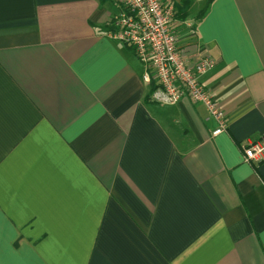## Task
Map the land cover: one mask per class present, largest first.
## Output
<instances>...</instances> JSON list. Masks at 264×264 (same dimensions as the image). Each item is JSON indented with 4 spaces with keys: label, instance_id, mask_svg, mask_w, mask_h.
<instances>
[{
    "label": "crops",
    "instance_id": "0c3cea01",
    "mask_svg": "<svg viewBox=\"0 0 264 264\" xmlns=\"http://www.w3.org/2000/svg\"><path fill=\"white\" fill-rule=\"evenodd\" d=\"M173 3L222 133L149 101L121 0H0V264H264V0Z\"/></svg>",
    "mask_w": 264,
    "mask_h": 264
},
{
    "label": "built area",
    "instance_id": "2783aa9c",
    "mask_svg": "<svg viewBox=\"0 0 264 264\" xmlns=\"http://www.w3.org/2000/svg\"><path fill=\"white\" fill-rule=\"evenodd\" d=\"M174 1L121 0L124 13L113 21L108 36L131 47L144 67L143 81L157 84L149 95L150 102L171 106L186 97L192 104L202 105L216 123L211 135L222 133L223 113L199 81L214 62L204 51L188 62L183 59L171 31ZM240 149L244 162H260L264 160V137Z\"/></svg>",
    "mask_w": 264,
    "mask_h": 264
},
{
    "label": "trees",
    "instance_id": "16d2710c",
    "mask_svg": "<svg viewBox=\"0 0 264 264\" xmlns=\"http://www.w3.org/2000/svg\"><path fill=\"white\" fill-rule=\"evenodd\" d=\"M212 0H205V4L203 6V8L196 14V19H200L202 17V15L204 14L207 6L211 3ZM188 7V2H184L183 4H181L180 6H178L177 11L181 12L182 17L184 16V12ZM150 93L157 87V84L153 81L150 82ZM149 99V97H148Z\"/></svg>",
    "mask_w": 264,
    "mask_h": 264
}]
</instances>
